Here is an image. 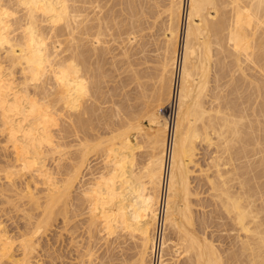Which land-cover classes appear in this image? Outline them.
<instances>
[{"label": "bare ground", "instance_id": "1", "mask_svg": "<svg viewBox=\"0 0 264 264\" xmlns=\"http://www.w3.org/2000/svg\"><path fill=\"white\" fill-rule=\"evenodd\" d=\"M146 1L150 3L147 4ZM151 1L154 0H0V143H4V146L2 145L3 152L0 153V173L4 174L2 178L8 182V185H10L8 187L9 191L13 193L10 187L14 190L17 180L24 177L23 180L25 181V176H27V174L35 177L36 173L37 177H43L44 180L42 177L37 179L39 182L42 179L40 183L33 177V180L39 183V185L32 182L34 187L35 184L36 187H41L43 184L41 186L40 184L44 183L43 186L44 188L46 187L45 190L47 193L42 186V190L45 193L44 195L42 192L43 197L39 195L38 188L35 187L37 189H35V192L37 191V193L33 192V189L30 190L29 182L28 185L23 184V187L24 185L25 187L22 191L25 192L22 193V197L23 199L24 197L25 199L29 197L28 203L31 204L32 202L34 204V206L29 207L35 208V205L40 207V210L39 207L38 209H36V207V210L31 208L34 214L35 212L42 213V207L44 217L42 218L43 214H41L42 220H39L40 223L38 222V224L32 222L30 220L31 209L27 206L28 209H30L28 212L29 216L25 219L23 218V220H26V222L29 220L33 225L35 224L34 226L37 225V229L39 227H44L46 230L45 226L49 225L51 223L50 221L55 218V216L57 218V215L59 219L60 217L62 218L64 223L70 220L67 218V211H69L67 210V205L69 204L68 202L71 201V195H73L71 193L75 182L80 175L82 176L80 172L89 159L88 155L92 152V149H94V151L96 150V153L98 152L97 155L101 154V150L104 151L102 145H105L107 141L108 143L111 141L109 143H112L111 147L105 145V152L107 151L106 153L109 158L106 156L104 158L102 156L106 155V153L102 152L103 154H101V157L105 159L104 161L107 160L104 167L102 166L100 168L101 170L103 168L104 171H101V174L97 176L92 174L93 177H97L96 179H98V182L91 184L86 181L85 175L87 172L88 174L90 173L89 177L92 178L91 172L89 171L90 169L92 171L95 169L90 165L91 168L88 167V165L87 167L85 166L89 169L88 171H86L87 169L85 170L86 174H83L84 177H82L86 182L81 180L91 186H85L86 184L83 185L81 182L82 186H85V188L89 187V189L84 190L85 188H82L83 190H77L75 192L76 194L74 193L72 197V201H74L75 195L78 199L84 194V197L82 195V199L85 200L84 198H86L87 205L88 202L91 204L90 207L89 205L87 206V209L90 208V210L85 211L92 214V219L95 224L101 222V225H103L101 229L106 231L109 236L114 234L113 236L116 237V234L118 235L117 232L122 231V234L126 232L124 233L125 235H130V241L132 238H134V240L138 239L137 242L139 243L137 245L135 244L137 242L133 240L135 247L138 249V252H136L137 254H135L136 258L133 259V264H167L168 260L166 256H172V258L183 257L185 259L184 263L187 261V264H264V183L260 182L264 180V0H171V6L168 9L170 13L169 24H167V30L164 34L166 46L162 61L163 73L160 80V82L162 81L161 86L158 90L155 89L153 92V82V84L150 83V89L146 90V92L148 91L151 94L149 90L152 89V93L157 98L154 97V101L156 100L155 102H157L155 107L152 106L150 108L153 102L152 95H150L151 97L147 95L149 100L152 101L151 103L145 101L149 106V109L147 108L148 110L146 109L145 112L150 115L148 116L150 120L147 119L149 120L148 122L151 123L152 132L147 134L146 132L148 131L144 133L140 130L149 136H147V144L145 145L149 147L148 138H150V144H152L153 147L151 146L149 148H153L156 154L154 151H152L151 154V150L148 148V155L150 154L152 159L149 162V158H151L149 155V163L147 159L145 161L148 165L146 164L147 166H143V163L140 165V158L142 159L141 156L143 154L141 156L137 154L135 151L136 145H132L133 143L128 139V135L130 133L129 131L134 128L135 124L133 125V123L136 122L135 117H137L135 128L139 124V117L140 119H142L141 117L143 115L146 117L145 112L144 114L141 113L144 111V107L140 106L141 109L143 108L142 110L136 107L141 111L140 113L138 112L139 114L136 113V116L132 113V110L136 111L137 109L133 107H131V109L129 108L128 110H130V113H125V115L127 116V114H129V117H127L130 118L131 114H133L131 118L134 117V122L131 123L132 120L129 122L127 121V124H129L125 125L123 123V126L122 122L128 120L126 119L127 117L124 119V111L127 109L124 108L122 110L123 106L121 107L122 104H119L118 99L117 104L121 107L124 116L121 111L120 115L123 116V121H120L121 125L118 124V120L116 121L117 125L120 126V128L117 126L118 129L117 127L116 129L117 131L119 130L118 133L121 129L123 131L120 134L112 133V131L115 130V124H113L114 122L111 120V117H108L107 114H104L105 118H101L100 116L101 114L103 116V113H106V111H108L109 116H112L110 112L113 110L115 116L117 115L118 117V110L120 108H118V105H113L112 100L119 96V91H122L118 89L122 87L120 81L122 82L127 78L128 82L126 83H129L131 79H128L130 77H126L125 75V78L119 80L118 85H115V89L119 90L117 93L116 91H111L110 93L111 89L108 93L106 91L108 96L114 93L113 96L111 95L112 100L110 101L113 107H111L112 105H108V109L102 110L106 108L102 107V105L105 106V100L108 102L111 99V96L106 99L105 96L103 97V93H101L104 91L102 90L103 78L109 74L107 71L105 72L107 74L102 72L104 71L102 68L106 64V61H108V57L115 52L112 48L118 41L120 42L121 40L125 46L128 45L129 47L130 44L132 46L131 41L134 38L132 39L131 35L133 34L132 37L134 36L135 29H139L135 35L140 34L139 32H144L143 30L140 31V26L142 27L143 24L144 29H146L145 25H147V23L144 25L145 21H141L143 19L142 17L146 16L144 19L148 17L144 15L146 13L145 11L149 13L146 8H155L158 6L156 3H159L158 0H155L152 5ZM146 5L152 7H147ZM116 6H121L120 10L114 11V9L116 10ZM152 11L153 9H151L149 13L150 17H152ZM150 20H152V18ZM142 36L139 35L141 40ZM109 38L113 39L110 40ZM128 41L131 43L127 44ZM121 42L117 46L120 48L123 46V51L124 45L121 46ZM109 43L111 45L113 43L112 48ZM214 46L216 48L218 47L217 49L223 56V59L226 57L225 54H227V56L229 55V58L233 57L234 59L232 62L234 73L231 70L234 75L232 84L233 82L236 84L231 86L233 87L232 91H234V86L236 85L238 92L235 93V89V91L232 92L235 94L230 93L229 96L231 94L235 96V107L232 105L234 103L232 100L234 99L229 102L230 104L232 103V107L227 103L226 106H224L226 108L229 106L228 112L234 111L230 116L228 115L230 113L226 112L227 110L222 112L224 108H220L222 104L220 100L224 99V96L222 97L224 92L222 94L219 93L223 90L219 82L221 81L219 79L224 75L221 72L223 71L225 73L226 78L229 71H226L228 68L221 61L223 60L222 58H218L219 60H217V55L220 54H215L217 49ZM139 47L137 48L139 49ZM120 48H116L117 52L120 51ZM128 50H130V48ZM143 52H145V50ZM129 53L128 51V54ZM115 54L118 55L119 59H115ZM122 54L121 56H123V58H120L119 52L118 54L114 53L108 63L110 64L114 61L116 64H122L123 59L127 57V53L123 51ZM214 55H216V60L214 59ZM129 56H131V54H129ZM105 57L107 58L106 61L104 60ZM112 58L113 61L110 62ZM124 61V64L132 62V60L129 61V58ZM114 64L113 66L116 67L117 65ZM123 65L119 67L122 68V71L124 70L122 72L124 75L125 68H130V66L126 64L127 66L123 67ZM224 66L226 67L225 70H223ZM112 68L113 67L110 66L109 69L112 71L116 69ZM117 69L118 71L120 70L118 67ZM117 69L116 72H118ZM213 70H215V73ZM129 72L131 74L133 73L130 69ZM135 72L139 73L138 69ZM135 72L134 74L136 75ZM140 72H142L141 69ZM211 72L214 73L212 76ZM248 72L250 73L248 74ZM134 76L132 77L134 78ZM142 76L144 75L142 74ZM139 79L140 78H138V80ZM141 79H145V76ZM142 80L137 82H140L141 87H144L145 85L143 84L145 83L143 82H145V80ZM135 82L134 84L137 85V82ZM212 82L215 83V88L211 86ZM229 83L231 84L230 81ZM104 84H106V81ZM116 86H118V88ZM123 86L127 87L125 84H123ZM132 86L134 87V85ZM138 86H135L136 88H134V90L140 92L141 90L139 91V89L141 87L137 88ZM151 86L153 87L151 88ZM228 86L230 85L228 84ZM146 87L141 91L143 92L144 90L143 93L145 96L141 92L138 93L139 96L142 94V99L145 97L147 98L145 92ZM122 89H124V87H122ZM126 89L128 90L130 88L127 87ZM135 91L134 95H136H132L133 91L131 95L135 97L134 100L137 99L136 101L140 103L141 100L138 99L141 98ZM216 91H218V93ZM124 92H126V90ZM122 95H124L125 98L127 95L130 96L128 93L127 95L126 93ZM219 95L222 97L221 99ZM136 96L138 98H136ZM226 96L229 97L228 95ZM99 97L103 100L105 98V100L103 101L101 99L100 101ZM131 98L130 96V100L134 103V100ZM128 99L129 98L126 100L131 105ZM126 100L124 101L127 105L126 107H128ZM102 102L103 104H101ZM98 103L101 104L100 107L102 109L97 108ZM144 103L141 105L144 106L146 104ZM218 103L219 109L223 110H219L218 107H215ZM107 104L108 103H106V105ZM157 105H165L162 107L165 108V116L161 117L159 111L155 110V108H158ZM114 106L117 107L118 110L114 108ZM230 107L232 110H230ZM101 111H103V113ZM99 112L100 116L97 114ZM97 116L98 120H100V118L103 119V121L101 120L103 122L102 129L104 126V129L106 128L105 119H110V125L113 124L112 127L114 126V130L111 126L108 128L107 125L104 136L105 133L107 134V132H109L108 129H112V131H110L112 139L116 137L113 134L119 135L118 137L121 139H117V142L121 141L120 144H118L119 147L113 145V143L116 144L115 139L104 138L105 142L104 139H102L103 132L101 133L102 136L99 133L100 136L97 134V132L100 131L97 129L100 128L99 126L101 125H99L101 121L99 123L96 121ZM117 117H115V119H118ZM112 118L114 119L113 116ZM120 118L119 120H121ZM95 122H97L98 128ZM226 126L230 127L228 128V132V129L225 130ZM154 127L155 129L153 131ZM137 129L138 127L135 130L137 131ZM90 130L93 131V138L91 134H89ZM95 133L96 138L93 136ZM213 135L217 136V138H214L217 141L219 139V142L213 141L215 140L212 137ZM97 136L100 139H98ZM106 136H109V134ZM136 137L138 136L136 135ZM223 137L224 140L227 141L226 147H228V143L232 146L226 148L224 146L225 141L221 142V140L223 141ZM226 137H228L231 142H228L229 139ZM2 138H4L3 141ZM208 138L210 142L212 140L215 144L220 143L226 149L223 153L224 148L222 149V146L218 144L221 148L219 151H222V154L214 156L215 153H219L218 146L211 159L210 157L208 159L209 162H212V158L214 157L212 167L215 173L213 176L207 175L209 172L211 173L212 167L210 165L207 169L203 166V169L198 170L201 173H206L207 171L206 174L203 173L207 175L205 176L206 180L201 179L210 184V191H219V194L216 193L218 194L217 200L224 199V204L226 203L227 206L231 208L229 211L230 208L228 207V209L226 204L224 206L223 200H220V204H223L224 207L220 206L221 208L219 210V205L217 206V203L214 204L212 201L214 207H218L213 208L216 209V211L218 209L220 215L224 214H221V210L224 209L223 211L227 213L226 220L228 221L227 218H229L232 222L231 225L233 229L231 228V231L234 235L229 231V233H232L230 237L232 238L233 235V239L231 243L227 241L230 245H227L229 246L228 250H224L226 252L224 256L221 255V252L224 253L223 247L225 246L220 245L221 247L219 246L217 250L218 245H214L216 241L214 243L210 241L212 237H208L204 230L205 233H202V225H204V228L208 227L206 230L209 229L210 224L206 226L205 223H209L211 219L216 220L215 216H217V213L215 214V211L213 210L214 213L212 211V213L215 214L214 218L210 211L209 215L212 216L209 217L212 218L210 219L208 217L209 221H207L206 218L205 220L204 218L203 220L199 218L202 221L195 220V222H199V226L202 224L200 227L201 230L199 228V231L194 225L193 206L191 207L192 199L190 200L193 196L200 197L196 190L199 187V183H197L198 186L196 189L191 187L192 182H194L191 181V176L198 171L195 170V173H193L194 170L191 168L192 166L196 167V169L200 167L198 166L200 163H197V156L202 154L199 152L203 149L200 143L203 142L204 144L202 145H205ZM206 144L208 145L209 142ZM211 144H209L210 147L212 146ZM108 146L110 148H108ZM199 147L201 149H199ZM97 149H100V152ZM205 150L207 149L205 148ZM135 152L137 156L134 154ZM144 154H146V151ZM225 154L228 155L229 158ZM134 155L137 158L139 156V159H134L136 158ZM48 160L52 161L54 164L52 167L50 165L51 168L47 167V169L49 168L50 170L49 173L46 169V166H48L46 162ZM135 161L137 164L134 163ZM100 163L97 165L100 166ZM133 163L136 164L135 167H137L138 163L139 166H141L139 167L141 168V175L139 174L140 178L138 176V173H140L139 169H137L138 173L136 172L137 170L133 171ZM101 165L103 164L101 163ZM142 166L146 168L144 169ZM52 171H54V173ZM85 171L83 170V172ZM98 172L100 173L99 169ZM200 172H198V174ZM203 174L200 175L204 176ZM136 176H138V178H136ZM2 178L0 182H3ZM23 180H21V182ZM29 180L33 181L32 177ZM88 180L90 179L88 178ZM92 180L94 179L90 181ZM205 182L204 185L199 188H204ZM126 183L128 184L129 190L127 187L126 189L123 187ZM250 183L252 184L250 185ZM215 184H217V188L214 187ZM8 188H6L3 193L7 192ZM81 191H84V193H81ZM212 192L210 193L211 195L209 194L211 200L216 197V194L213 196L214 193ZM10 193H8V195H10ZM206 193L204 192V194ZM3 195L1 191L2 198L4 197ZM16 196H20L18 191ZM6 198L7 197L3 198L4 200H2V203H9V200H5ZM23 199H21V201ZM89 199L91 200L89 201ZM15 200H12L13 206H15L17 202L20 204L19 200H17V202H15ZM72 201L69 205V207L71 206V213L69 214L71 216L69 217L71 219H77V216L81 212L78 209V205L80 206L82 203L80 207H83L84 201L82 202L79 200V202H81L77 205L76 203H78V201L75 199L77 202H74L73 207L77 206L79 211L77 212V216L72 214V211H74L72 210ZM196 204L199 205V202ZM25 205H23V207H25ZM9 206L11 205L9 204ZM17 206L18 205H16V207ZM84 206L86 205L84 204ZM2 207H4L3 204ZM20 207L18 213L21 214ZM77 209L75 210L77 211ZM22 210V213H27V211H24L25 209ZM82 213L80 216H82ZM59 214H62V216H59ZM22 215L23 217L26 216H24V214ZM227 215H229V217H227ZM64 216L67 221L64 220ZM224 216H222L223 219ZM35 218L36 217H32V220H37ZM37 218L39 219V217ZM197 218L198 217H196V219ZM59 219L57 218V220ZM20 220H22V218ZM54 220L56 221V219L52 221ZM222 221L221 218L220 222ZM230 221H228L229 224ZM214 222L216 223V221ZM94 223H92V226H95ZM32 224L29 230H33V234H31L34 235L36 228L34 230ZM54 224L57 223L53 222L52 225ZM223 224L224 222L222 225ZM27 225L29 226L30 224ZM27 225L26 228H24L25 230H28ZM68 225L66 224L67 228ZM222 225L217 227V230L218 228L220 229ZM49 226L53 228L51 225ZM97 226L100 228L99 225ZM224 226L222 228H224ZM226 226L227 230L229 226ZM31 228L33 229L31 230ZM101 229L100 231H102ZM226 230L224 231L226 232ZM28 231L27 233L23 231L24 235L25 233L27 235L29 233ZM170 231H173V234ZM4 232L5 229H3L2 235H0V263L3 262L4 257L7 261L6 256L7 253L10 252L7 239L12 235L9 232L10 235L8 234V236L6 234L7 231L5 234ZM47 232L48 231L45 232L46 235ZM169 233H171V237L174 235V238H170ZM229 233L227 234L226 232L225 234L229 237ZM3 234L6 235L5 237L8 236L6 239L7 244L4 242L5 240L2 239L4 237ZM21 234L23 235L22 231ZM21 234L19 233L20 237ZM122 234L119 237L125 236H122ZM210 234H212V232ZM223 234L224 233H222V235ZM28 237L25 239L27 240ZM221 237L222 236H220V238ZM228 237L226 238L229 239ZM14 238L18 239V237ZM209 238L211 239L209 240ZM13 239H11V241H13L12 243L15 242ZM217 239L218 237L216 240ZM8 240H10V238ZM22 240L25 243L24 245H22ZM22 240H20L21 242L16 240V242H19L18 246L22 243L20 246L22 245V249L24 248L23 252L28 257L29 255L27 253H29L33 245L31 242H25L24 237ZM120 241L123 242L122 240ZM131 246L133 247V245ZM10 247H12L11 243ZM221 248L222 250H220ZM15 250L17 249H14V251ZM18 250L21 251L20 247ZM18 250L17 253H19ZM13 255L15 254L11 256ZM32 256L30 253V257ZM30 257L25 258L24 256L25 259H29ZM13 258L14 257L8 258L9 262L12 261ZM225 258H227V260ZM23 260L22 262L25 261ZM178 260L179 259H177V261ZM19 261L20 262L16 260L17 263L21 264V260Z\"/></svg>", "mask_w": 264, "mask_h": 264}, {"label": "rangeland", "instance_id": "2", "mask_svg": "<svg viewBox=\"0 0 264 264\" xmlns=\"http://www.w3.org/2000/svg\"><path fill=\"white\" fill-rule=\"evenodd\" d=\"M150 1V0H149ZM155 2V0L154 1H151V4L153 5V3ZM158 4L156 3V5H158L157 7H155V8H151V9H153V14H152V17H150L149 16V13H150V11H151V9H148V8H146V10H148L149 11V13L147 12V11H145L146 13L144 14V15H147L148 17H147V19H144L146 16H144V17H142L143 19L141 20V21H145L144 22V25L147 23V25L148 24H151V25H145L146 27V29H144V27H143V24H142V27L140 26V31L141 30H143L144 32H139L140 34H138V35H135V34H137V30L139 31V29H135V32H134V36L132 37V35H131V38L133 39L131 42H132V46H131V42H129L128 41V43L127 44H130V46L128 47V45L127 46H125L124 45V43H122L121 42V40H120V42L122 43L121 44V46L122 45H124V48H125V50H124V48H123V51L124 52H126L127 53V57H126V59H128L129 58V61L130 60H132V62L131 63H125L124 64V60H126V59H123V62H122V64L120 63V65H123V67L124 66H127L126 64H128V66H130V68L129 67H126L125 68V73H124V75L122 74V72L124 71H122V68H120L119 66V63H115L114 61H113V58L110 60V62H112L113 61V63H108L109 62V59L111 58V56L113 57V54L114 53H117L118 54V52H119V54H120V56L121 55H123L122 54V47L120 48L119 46H117L118 44H120V42L118 41V43H116L115 45H114V47L112 48V45H113V43H112V45L110 44V46H111V48L112 49H114V53L113 54H111V56L110 57H108V61H106L107 60V55H106V59L104 58V60L106 61V64L108 63L111 67H113L112 69H114V68H116L117 69V67L120 69L119 71H118V69H117V71L118 72H116V69H114L113 71L112 70H110L109 68H110V66L107 64H105L104 62V64L106 65H104L103 66V68H102V70H104V71H102V72H108L109 74H110V71H111V74L109 75V74H107V73H105V74H107V76H104V78H103V80H104V82L106 81V84H104V82H103V89L102 90H104L103 92H101V93H103V97L105 96V98L106 99H108V98H110V96L112 95L113 96V94H109L110 96H108V91L110 90V93H111V91H116V93L119 91V90H117V89H115V85H118V82H119V80H122L123 78H125L124 76L126 75V77H130V78H128V79H131V80H129V83H126V82H128V80H127V78H126V80L124 79L122 82L120 81V83H121V85H122V87H124V89H122V87L120 88H118V86H116L118 89H120V90H122L123 92L126 90V92H124V93H126V95H127V93L128 94H130V96L132 97L131 99H135V97H133L132 95H134V88H136L135 86H138V84H139V86L137 87V88H140L141 87V83L139 82H137V81H139V80H142L141 78L143 77L144 78V76H145V79H143L142 81H144L145 80V82H143V83H145V84H143V85H145L144 87H146V85H147V87H146V89H145V92H146V90L147 89H150V83H152L153 84V82H154V84H153V86H154V90H153V92L155 91V89H157L158 90V88H160V86H161V82H160V80H161V76H162V73H163V70H162V61H163V56H164V54H165V52H164V50H165V46H166V42H164L165 41V36H164V34H165V32H166V28H167V24H169L168 22H169V18H170V16H169V8H170V6H171V0H158ZM111 3H112V1H111ZM146 3L147 4H149L150 2H148V1H146ZM150 4V5H151ZM148 6V5H146L147 7H152V6ZM116 8V10L114 9V11H118V10H120V8H121V6L119 7V6H116L115 7ZM158 8V9H157ZM168 10V11H167ZM148 13V14H147ZM156 14V15H155ZM150 17V18H149ZM156 17V18H155ZM152 18V20H150ZM155 18V19H154ZM141 19V18H140ZM148 20V21H147ZM141 21H140V25H141ZM138 22H139V20H138ZM137 26H138V24H137ZM138 28V27H137ZM143 28V29H142ZM142 34H143V36H142ZM139 35L140 36H142V40H141V37H139ZM135 38H136V40H135ZM110 39V38H109ZM113 39V38H112ZM112 39H110V40H112ZM127 39V38H126ZM135 40V41H134ZM139 40H140V42H139ZM146 42H145V41ZM125 41V40H124ZM144 41V42H143ZM138 42V43H137ZM139 46H141V47H139ZM120 48V51H118L117 52V49L116 48ZM126 47H128V48H126ZM132 47V48H131ZM137 47H139V49L137 48ZM215 47V46H214ZM130 48V50H128ZM143 48V49H142ZM216 48V47H215ZM218 48V47H217ZM216 48V49H217ZM127 49V50H126ZM142 49V50H141ZM214 49V48H213ZM141 50V51H140ZM145 50V52H143ZM215 50V49H214ZM128 51L130 52L129 54H131V56H129V54H128ZM134 51H135V53H134ZM139 51H140V53H139ZM121 52V53H120ZM133 52V53H132ZM141 54H143V55H141ZM215 54H220L219 53V51H218V49H217V52L215 53ZM223 54V53H222ZM225 54V53H224ZM116 55V54H115ZM124 55H126V54H124ZM221 55V54H220ZM217 55V60H219V59H221L223 56L221 55ZM216 55H214V57H215ZM225 59H223V60H221L222 62H223V64L228 68V69H226V71L228 72V74H227V77L225 78V73L222 71L221 73L222 74H224L223 75V77L222 78H224V79H219V80H221V81H219L220 82V86H221V88L223 89L222 90V92H219L220 94H222L223 92V94H222V97L224 96V99L223 100H220V103H222L223 104V106H222V104H221V106H220V108H224V111H222V112H225L226 110V112H228V107L229 106H231V104L229 103L232 99H234V100H232V101H234V103L232 104L234 107H235V96L234 95H232V94H235L236 92H238L237 91V86L235 85L234 87V91H235V89H236V91H235V93H232V92H234V91H232L233 89V85L234 84H236L235 82H233V84H232V81H233V77H234V75H233V73H234V67H233V65H232V62L234 61V59H233V57H230L229 58V55L227 56V54H225ZM135 57V58H134ZM138 57V58H137ZM143 57V58H142ZM118 58V55H116V58L115 59H117ZM120 58H123V56H121ZM132 58V59H131ZM160 58V59H159ZM219 58V59H218ZM119 59V58H118ZM215 60H216V57L214 58ZM122 60V59H121ZM213 60V59H212ZM137 61V62H136ZM115 63V64H114ZM112 64V65H111ZM113 64L114 65H117L116 67H114L113 66ZM132 66V67H131ZM224 66V68H223V70H225V67ZM105 69H107V70H105ZM109 69V70H108ZM124 69V68H123ZM126 69H127V71H126ZM129 69H130V71L131 72H133L132 74H134V72L135 71H137V69H138V72L139 73H137V72H135L136 73V75L134 76V75H132L130 72H129ZM140 69L142 70V72H140ZM134 70V71H133ZM218 70V69H217ZM233 71V73H232V71ZM121 71V72H120ZM116 72V73H115ZM128 73V75H127V73ZM213 72L215 73V70H213ZM213 72H211V76L214 74ZM250 72H248V74H249ZM119 76H118V75ZM122 74V75H121ZM130 74V75H129ZM140 74H141V77H140ZM142 74L144 75V76H142ZM116 75H117V77H116ZM134 76V78L132 77V76ZM231 75H232V78H231ZM121 77V78H120ZM132 77V78H131ZM120 78V79H119ZM138 78H140L139 80H138ZM149 78V79H148ZM136 80V82H137V85L136 84H134V82H135V80ZM147 79V80H146ZM232 79V80H231ZM229 81L231 82V84L229 83ZM135 82V83H136ZM123 84H125L127 87H129L130 89H126L127 87H125V86H123ZM148 84H149V86H148ZM223 84H224V86H223ZM228 84L230 85V86H228ZM132 85H134V87L132 86ZM157 87H156V86ZM214 85H215V83H211V86H213L214 87ZM232 85V86H231ZM120 86V85H119ZM153 86H151V88L153 87ZM219 86V85H218ZM105 87V88H104ZM144 87L142 86L140 89H139V91L141 90L142 91V89H144ZM212 87V88H213ZM133 88V89H132ZM215 88V87H214ZM221 88L219 87V90L221 91ZM225 88V89H224ZM113 89H115V90H113ZM137 90V89H136ZM156 90V91H157ZM240 92H242L240 89H238ZM106 91H107V93H106ZM118 92V94H119V96L118 97H115V95H114V99L113 100H115V101H113L112 100V96H111V99L107 102V100H105V98H104V100H105V106H103L102 105V107H106L105 109H102L100 106H101V104H103V102L101 103V104H99L98 103V107L97 108H101L102 110H106V109H108L109 108V106L108 105H115V106H117L118 105V108H120L119 110H118V108L117 107H115L114 106V108H117V110L119 111V113H118V117H117V115L115 116V113L113 112V110H112V112H110L109 114L110 115H112L113 117H114V119H115V117H117L118 119H113L112 118V116H109L108 115V111H106V113H103V111H101L102 113H103V116H102V114H101V116H100V112L99 113H97V114H99L98 116H100L101 118H103L104 117V114H107V116L108 117H111V120H113V124H115L114 126H115V130H114V126L112 127V125H110V119L109 120H107V119H105V121L104 122H106V128H107V125H108V128L111 126V128L114 130V131H112V129H108V131L109 132H107V134H109V136L110 135H112L111 133H110V131H112V133L114 132V133H118V131H117V129H118V127L120 128V126H118L117 125V120H118V124L119 125H121L120 124V121L122 122L123 120H122V118H123V116L125 115V113H130L129 111L130 110H128L129 108L131 109V107H133V108H140V106L141 107H144V111H139L137 108V110L136 111H133L132 110V113L136 116L137 114L136 113H143L144 114V112H145V110L148 108L149 109V106L147 105V103H151L152 101H150L149 100V97H151L150 95H152V100H153V102L151 103V106H150V108L153 106V107H155V104L157 103V102H155L154 101V97H155V95L152 93V89L151 90H149L150 92H151V94L147 91L146 92V96H147V98L145 97V98H143L142 99V94L145 96V94L143 93L144 92V90H143V92H141L142 94H140L141 96H139V94L138 93H140V92H138V90L137 91H135V92H137V94H138V96L141 98V99H138V100H141L140 101V103H138L139 101H136V100H134V103H132V100H130V96L129 95H127L126 96V98L124 97V95H122V94H124L123 92ZM132 91H133V94L131 95V93H132ZM217 93H218V91H216ZM239 92V93H240ZM148 93V94H147ZM217 93H216V95H217ZM230 93H232L230 96H229V94ZM239 93H237V94H239ZM121 94V95H120ZM236 94V95H237ZM108 97H107V96ZM136 95V94H135ZM134 95V96H135ZM154 95V96H153ZM226 95H228L229 97H227ZM101 96V95H100ZM121 96V97H120ZM120 97V98H119ZM220 95H219V98L221 99L222 98ZM238 97V96H237ZM237 97H236V99H237ZM100 98V97H99ZM123 98H124V100H126L127 98H129L128 100H130V102H131V105L127 102V100H126V103L128 104V107H126L127 105L125 104V101L123 100ZM136 98H138L137 96H136ZM156 98V97H155ZM101 99L102 98H100V101H101ZM119 99V104H122L121 105V107L123 106V108H122V110L124 109V108H126L125 110L126 111H124V115H123V111L121 110V107L119 106V104H117L118 103V100ZM120 99H121V101H120ZM151 99V98H150ZM157 99V98H156ZM103 100V99H102ZM103 100V101H104ZM112 100V104H111V101ZM99 101V102H100ZM123 101V102H122ZM145 101H147V103L145 102ZM225 101V102H224ZM110 102V103H109ZM136 102H137V104H136ZM146 104H145V103ZM219 102V101H218ZM106 103H108L107 105H106ZM114 103H116V104H114ZM142 103H144L145 105L144 106H142L143 104ZM226 103L229 105L227 108L226 107H224V106H226ZM135 106H133V105ZM142 104V105H141ZM154 104V105H153ZM113 105L111 106V107H113ZM125 105V106H124ZM150 105V104H149ZM219 103L218 104H216V106L215 107H218V109H219ZM108 106V107H107ZM130 106V107H129ZM145 106H147V107H145ZM158 106V105H157ZM156 106V107H157ZM165 105H163V106H158V108H155V110H157V111H159V114H160V116L161 117H163V116H165V108H162V107H164ZM207 106H208V104H207ZM232 107V106H231ZM231 107H230V110H232L231 109ZM141 109V108H140ZM143 109V108H142ZM141 109V110H142ZM147 109V110H148ZM160 109V110H159ZM163 109V110H162ZM115 110V109H114ZM219 110H223V109H219ZM110 111V110H109ZM122 111V112H121ZM151 111V110H150ZM164 111V112H163ZM105 112V111H104ZM115 112H116V110H115ZM122 113V115L123 116H121L120 114ZM149 112V111H148ZM232 112L234 113V111L232 110ZM232 112H228V113H230V114H228L229 116L230 115H232L233 113ZM117 113V112H116ZM138 113V114H139ZM96 114V115H97ZM133 114H131V117L133 116ZM145 114H146V117H145V115H143L141 118L143 119L144 117L146 118H144L143 120L142 119H140V117H139V120H138V125H137V127H138V129H137V131L135 130L136 128H135V126H136V122H137V117H135L136 119H135V121L136 122H134V117L133 118H128L129 116V114H127V116L125 115L124 116V119H125V117H127L126 119H128V120H125V122L123 121L122 122V125L124 126V124L126 125L127 124V121L129 122V121H131V123H133V125H134V128L132 129V130H130L129 132V135H128V139L133 143L132 145L133 146H135V151L137 152V154L138 155H142L141 157H142V159L140 158V165L142 164L143 166H145L146 164L148 165V163L151 161V159H152V156L150 155V157L151 158H149V162H148V153H149V150H151V154H152V151H154L155 152V150L152 148H149V147H151L152 146V144H150L151 143V141H150V138H148V143H149V147H147V145H145V144H147L146 142H147V134L148 133H150V132H152L151 131V123H149L148 121L150 120L149 118H148V116H150V115H148L147 114V112H145ZM151 114V113H150ZM174 114H175V108H174ZM225 114V113H224ZM227 114V113H226ZM98 116L96 117V121H98V123L102 120L103 121V119H101L100 118V120H98ZM120 116H121V118H120ZM139 116V115H138ZM141 116V115H140ZM105 118V117H104ZM119 118L121 119V120H119ZM149 120H148V119ZM230 118V117H229ZM232 118V117H231ZM130 119V120H129ZM101 121V123H99V127L100 128H98V124H97V122H95L96 124H97V130H100V131H98L97 132V134L99 133L101 136H102V134H103V138L102 139H104V138H106V139H112V136H106L107 134L105 133V136H104V132H106L105 130H107L106 128L104 129V125H105V123H104V127H103V129L101 128L102 127V122ZM108 121V122H107ZM108 123V124H107ZM124 123V124H123ZM131 123H130V125H131ZM222 123V122H221ZM95 124V125H96ZM129 124V123H128ZM127 124V125H128ZM142 125V126H141ZM118 126V127H117ZM141 128H140V127ZM227 126H229V125H227ZM226 126V129L225 130H227L228 128H230V127H227ZM116 127H117V129H116ZM95 128H96V126H95ZM149 128H150V131H149ZM148 129V130H147ZM154 129H155V127L153 128V131H154ZM93 130V129H92ZM102 130V131H101ZM140 130H142L144 133L146 132V131H148V132H146L147 134H144L142 131H140ZM223 130H224V128H223ZM224 130V131H225ZM231 130V129H230ZM123 130L121 129L120 130V132L118 133V134H120L121 132H122ZM229 131V129L227 130V132ZM90 132H92V133H90ZM96 132V131H95ZM103 132V133H102ZM136 132H137V134H136ZM226 132V133H227ZM102 133V134H101ZM230 133V132H229ZM89 134H91V137H92V134H93V131H89ZM98 134V135H99ZM140 134V135H139ZM143 134H144V136H143ZM99 135V136H100ZM113 135H115V136H113V137H115L114 139H115V143L116 144H114L113 143V145H115V147H119L118 146V144H120V142L121 141H118L117 142V139L119 138L116 134H113ZM136 135L138 136V137H136ZM214 135H216V134H214ZM212 136L213 137V139H215L214 137H216L217 138V136ZM225 135V134H224ZM93 136H95L94 138H96V133L93 135ZM142 136H143V139H142ZM146 136V137H145ZM227 136H228V134H227ZM1 137V136H0ZM3 137V136H2ZM145 137V138H144ZM149 137V136H148ZM229 137V136H228ZM228 137H226V138H228ZM93 138V137H92ZM97 138L98 139H100L98 136H97ZM134 138V139H133ZM222 138V137H221ZM230 138V137H229ZM228 138V139H229ZM114 139H112V140H114ZM143 140V141H141V140ZM231 140H232V138H230ZM230 139L228 140V142H231L230 141ZM4 140V138H2V141ZM118 140H121L120 138L118 139ZM135 140V141H134ZM209 140V141H208ZM208 140H206V142H205V145H202V144H204L203 142L202 143H200L201 144V148H203V149H201L200 147H199V149H201L200 150V152L199 153H202V154H199L198 156H197V163L199 164L198 166H200V167H197V169H196V167H194V166H192V170H194L193 171V173H195V170L196 171H198V170H200V169H203L202 167L204 166V168H206L207 169V167L210 165L211 167H212V162H213V158H212V162H209V157H210V159H211V157H212V155H213V153H214V151L216 152V148L219 146L218 144H220V143H217V144H215V142H212V140H211V142H210V139L208 138ZM104 141H105V139H104ZM141 141V142H140ZM209 142V144H211V143H214V144H211L212 146L210 147L209 146V144L207 145L206 143H208ZM213 141H216V142H219V139H218V141L215 139V140H213ZM225 140H224V137H223V141L221 140V142H224ZM0 142H1V140H0ZM106 142V141H105ZM111 141H109V143H110ZM112 142H114V141H112ZM135 142V143H134ZM137 142H138V145H137ZM140 142V143H139ZM108 143V141L106 142V144L105 145H109L110 147H111V144H109ZM143 143H144V147H143ZM226 143H227V141H225V144H224V146L226 147ZM1 145H0V153L1 152H3L2 151V147L4 146V143L2 142V143H0ZM135 144V145H134ZM142 144V145H141ZM229 144V145H228ZM227 145H228V147H226V148H229V146H232L230 143H228ZM3 145V146H2ZM105 145H102V148H103V150L104 151H102L101 150V154H103L102 152H104V153H106L105 152ZM117 145V146H116ZM108 146V148H110ZM206 146V147H205ZM220 146H222L221 144H220ZM220 146H219V148H218V151H219V149H221L220 148ZM139 147V148H138ZM153 147V146H152ZM208 147H210V148H208ZM225 147H223L222 146V149L224 150L223 151V153L225 152ZM136 148H137V150H136ZM141 148V149H140ZM148 148H149V150H148ZM205 148L207 149V150H205ZM143 149V150H142ZM98 150V149H97ZM100 150V149H99ZM98 150V151H99ZM92 152L88 155V161H87V163L84 165V167L82 168V170H81V174H82V176L80 175L79 177H78V179H77V181H78V183H77V181L75 182V185H74V188H73V190H72V193L71 194H73L74 195V193L77 191V190H83L82 188H85V186H91V185H89V184H86L85 182L87 181V182H89V183H96V182H98L97 180L98 179H96L97 177H95V176H97V175H100L101 174V171L103 172L104 170H103V168H102V170L100 169L102 166L104 167V165H105V162L107 161H104L105 159V156L106 157H108L107 156V153H106V155H102L104 158H102L101 157V154H98L97 155V153H96V150L94 151V149H92L91 150ZM145 151H146V154H144L145 153ZM205 151V152H204ZM208 151V152H207ZM213 151V152H212ZM100 152V151H99ZM136 152L134 153L135 155H136ZM139 153H141V154H139ZM205 153V154H204ZM155 154H156V152H155ZM219 154H222V151L220 152L219 151V153H215L214 154V156L215 155H218L219 156ZM134 155V157H136ZM145 155V156H144ZM226 155V154H225ZM153 156H154V153H153ZM226 156H228V155H226ZM91 157H93V158H91ZM101 159H100V158ZM144 157V158H143ZM147 157V158H146ZM199 157V158H198ZM109 158V157H108ZM108 158H106V159H108ZM224 158V157H223ZM227 158V157H226ZM228 158H229V156H228ZM228 158H227V160H228ZM102 159H103V161H104V163H103V161H102ZM134 159H139V156H138V158L136 157V158H134ZM146 159H147V162L148 163H145V161H146ZM99 160V161H98ZM101 160V161H100ZM143 160V161H142ZM211 161V160H210ZM52 161H47L46 162V164L48 165V166H46V169H47V167H49V168H51L52 166H54V164H53V162L51 163ZM96 162H101L103 165H101V163H100V166H98L99 165V163H96ZM207 162V163H206ZM51 163V164H50ZM95 163V164H94ZM134 163H136V161L134 162ZM133 163V164H134ZM139 163H138V165H137V167H135L136 166V164H134V166L132 165V167H133V171L134 170H137V169H139V172L140 173H138V170L136 171L137 173H138V176H139V174L141 175V168H139V167H141V166H139ZM92 164V165H91ZM98 164V165H97ZM201 164H202V166H201ZM206 164V165H205ZM50 165H51V167H50ZM87 165H88V167H90V166H92V168H94L93 170L94 171H92L91 169H90V171L89 172H91V175L92 174H95V176L93 177V175L91 176L92 178H90L89 177V174H88V172H87V174H86V171H88L89 169H87L86 167H87ZM90 165V166H89ZM94 165H95V167H94ZM96 165H97V167H96ZM146 165V166H147ZM86 166V167H85ZM142 166V167H143ZM131 167V166H130ZM195 169H194V168ZM49 168L47 169V171H48V173H49ZM91 168V167H90ZM144 168V167H143ZM146 168V167H145ZM144 168V169H145ZM209 168V167H208ZM87 169V170H86ZM98 169L100 170V173L98 172ZM83 170L85 171V172H83ZM210 170V169H209ZM209 170H208V172H209ZM96 171H97V173H96ZM53 173H54V171H52ZM94 172V173H93ZM143 172V171H142ZM198 172H200V171H198ZM198 172H196L194 175H192L191 176V181H194V182H192V185H191V187L192 188H195L196 189V187L198 186L197 185V183H199V187L200 186H202V185H204V182L205 181H203V180H206L205 179V176H213V174L215 173V170H213V167L211 168V173L209 174H207V175H204V174H206L207 173V171H206V173H199L198 174ZM213 172V173H212ZM135 173V172H134ZM137 173H136V175H137ZM34 174V173H33ZM83 174H86L85 175V179H86V181H85V179H82V177H84L83 176ZM144 174V173H143ZM143 174H142V176H143ZM203 174L204 176H201V175ZM35 177L33 176V175H28L27 174V176H25V181L23 180L24 179V177L22 178V179H18L17 180V182L18 183H21V184H18L17 182L15 183V185L16 186H14V187H16L14 190H13V188L12 187H10L11 188V191H13V193L11 192L10 193V191H9V186L10 185H8V182L4 179L3 180V178H2V176L4 177V174L2 173H0V181H1V178H2V181L4 182V184H3V182H0V188H1V190H0V235H2V231H3V229H5V232H6V234L8 235L9 234V232L11 233V237H8V239L10 238V240H8L7 239V237H5L6 235H4L5 234V232H4V237L2 238L3 240H5L4 242H6V239H7V242H9V244H7V242H6V244L8 245V247H9V253H7V256H6V258H7V261L5 260V257L2 259L3 260V262H1L0 264H5V262H6V264H11V263H15V264H20V263H17L16 262V260L18 261V262H20L19 260H21V262H22V260L24 261V262H22L21 264H27V263H30V264H133V259H135L136 258V255L135 254H137L136 252H138V249L135 247V245H134V241H136L137 242V240L138 239H135L134 240V238H132V240L130 241L129 240V238L131 239V237H130V235L128 234V235H125L124 233H126V232H124L123 234H122V231H120V230H118V231H120L121 232V234H122V236H124V237H119L121 234H120V232H117L118 233V235L116 234V237H114L113 235H111V236H109L107 233H106V231H104V230H102L101 228H103V225H101V222L100 221H98V222H100L99 224H95L94 222H93V219H92V214L90 213V212H88V211H85V210H90V208H88L87 209V206L89 205V207L91 206V204L88 202V205H87V200H86V198H84L85 200H83L82 199V195H83V197H84V194H82L81 196H80V198H76V195H75V199L78 201V203H76L77 201H75V199H74V201H72V197H73V195H71L72 197H71V201H72V210H74V211H72V214H74V215H76L77 216V212H79L78 211V209L81 211L80 213H79V215L77 216V219L76 218H70L69 216H71V215H69L70 213H71V206L69 207V205L71 204V201L70 202H68L69 204L67 205V210H69V211H67L68 212V219H70L68 222H63L62 221V218L60 217V219H59V217H58V215H57V218L59 219V220H57V218H56V216H55V218H53V219H56V221L54 220V221H50L52 224H53V222H56L57 224H54V225H52L51 223L49 224V225H51L53 228H50V226L49 225H47V226H45L46 227V230H45V228L43 227V228H41V227H39L38 229L36 228L37 227V225L36 226H34L33 224H32V222H35V223H37L38 224V222H39V220H42L41 219V214H43V216H42V218L44 217V212H43V208L41 207V210H42V213L40 212H35V214H34V211H32V209L31 208H33L34 210H36V209H38V207L35 205V208L34 207H29V206H34V204L31 202V204H29L28 202H29V197H26V199H25V197H24V199H23V197H22V193L23 192H25V191H22V190H24L23 188L25 187V185H24V187H23V184H27L28 185V182H29V185H30V190H32L33 192H35V189L36 188H38V193H39V195H42V197H43V194L45 195V193H44V191L47 193V191L45 190V188H44V183H41L40 184V186L42 185L43 186V189H44V191L42 190V186L41 187H36V184L37 185H39V183L41 182V180L43 179V177L42 176H40V178L42 177V179L40 180V182H39V180H37L39 177H37V174L35 173ZM87 175H88V177H87ZM197 175V176H196ZM32 177V180H33V177L34 178H36V181H38L39 183H36L34 180L33 181H31V180H29V179H31V177ZM138 176H136V178H138ZM195 176V177H194ZM201 176V177H200ZM99 177V176H98ZM199 177V178H198ZM39 178V179H40ZM88 178L91 180V179H94V180H92V181H90V180H88ZM139 178H140V176H139ZM194 178V179H193ZM203 180H202V179ZM84 180L85 182H83L82 180ZM196 179V180H195ZM264 179V178H263ZM21 180H23L22 182H21ZM44 180V179H43ZM96 180V181H95ZM137 180V179H136ZM262 180V179H261ZM6 181V182H5ZM27 182V183H26ZM32 182H34V183H36L35 184V187H34V184L32 183ZM81 182L83 183V185H85V186H82L81 185ZM202 182V183H201ZM260 182H263L264 183V180H262V181H260ZM32 183V184H31ZM217 183V182H216ZM253 183V182H252ZM252 183H250V185L252 184ZM2 184V185H1ZM79 186H78V185ZM127 184V183H126ZM126 184H124V188L126 189V187H127V189H128V184L126 185ZM201 184V185H200ZM218 184V183H217ZM217 184H215V186L214 187H216L217 186ZM21 185V186H20ZM210 184H208V183H206L205 182V186H204V188H199L198 187V189H196L197 190V192H198V195H200V197H198V196H191L192 198H190V200L192 199V201H191V207L193 206V207H195V208H193L192 207V211H193V220H194V225H195V228L197 229V230H199V228L201 227V225L199 226V222H197L198 220L199 221H202L203 220V218H204V220H205V218L207 219V221H209V216H212L213 215V217L215 216V214L217 213V216H218V221H219V223H218V221H217V216H215L216 217V220L214 219V220H212L211 218V220L209 221V223L208 222H206V221H204V222H206L205 224H206V226L208 225L209 226V224H210V227H209V229H207L206 230V228H208V227H206V228H204V225H202V233L205 231L206 233H207V235H208V237H212V239L211 238H209V240L210 241H212L213 243L216 241V243H214V245H218V247H217V250L219 249V246L221 245V246H225V247H223V251L224 250H228V248H229V246H227V245H230V244H228L227 243V241L228 242H230L231 243V241H232V239H233V235H234V233L231 231V228H232V222L230 221V219L229 218H227L228 219V221H230V224H229V222L226 220V214L227 213H225V211H223L224 209H222L221 210V214L222 213H224L225 214V216H224V214L223 215H220L219 213V211H218V209H217V211H216V209H214V208H218L217 206L219 205V210H220V206H222V207H224L225 206V204H224V202H225V200L224 199H220L222 202H223V204H224V206H223V204L221 205L220 203V200H217V195L219 194L218 192V190H212V191H210ZM213 186V185H212ZM211 186V187H212ZM8 188V191L7 192H5V193H3V191H5L6 190V188ZM32 187V188H31ZM78 187H79V189H78ZM89 187L87 188H85L84 190H88L89 189ZM4 190H3V189ZM20 190H19V189ZM40 188V189H39ZM75 188H77V189H75ZM217 188V187H216ZM194 189V190H195ZM200 189H201V192H200ZM25 190H26V188H25ZM37 190V189H36ZM129 190V189H128ZM128 190H126V191H128ZM1 191H2V194H4L3 196L4 197H7L5 200L7 201V200H9V203H7V202H5V203H2L3 201L2 200H4L3 198H2V196H1ZM15 191H16V193H17V191H18V193H20V196L19 197H17L16 196V193H15ZM22 191V192H21ZM121 191V190H120ZM209 191H210V193L212 192V193H214L213 194V196L216 194V193H218V194H216V197H214L213 198V196H212V198L213 199H215V200H211L210 199V197H209ZM217 191V192H216ZM42 192H43V194H42ZM80 192V191H79ZM79 192H78V194H79ZM84 193V191H81V193ZM204 192L206 193V194H204ZM7 193V194H6ZM8 193H10V195H8ZM35 193H37V191L35 192ZM199 193H201L202 194V196H201V194H199ZM11 194H12V198H11ZM76 194V193H75ZM80 195V194H79ZM208 195V196H207ZM211 195V194H210ZM36 196H37V194H36ZM78 196V195H77ZM20 197H21V199H23L22 201H21V199H20ZM41 197V196H40ZM86 197V196H85ZM197 198V199H196ZM14 201L15 199V202H17V200H19L20 202V204H18V202H17V204L16 205H18L17 207H16V205L15 206H13L14 204H13V201ZM130 199H132V198H130ZM219 199V198H218ZM11 200V201H10ZM26 202H25V201ZM79 200H83L82 202H83V207H80L81 205H82V203L80 204V202H79ZM91 199H89V201H90ZM193 200H194V205H193ZM31 201V200H30ZM86 201V202H85ZM202 201V202H201ZM205 201V202H204ZM211 201V202H210ZM212 201L214 202V204L215 203H217L216 205L217 206H215L214 207V205L212 204ZM217 201V202H216ZM11 202V203H10ZM74 202L78 205V204H80V206L78 205V209H77V206L75 207H73V205H74ZM199 202V205L198 204H196V203H198ZM219 202V203H218ZM227 202V201H226ZM3 204V206L4 207H2V204ZM92 203V202H91ZM200 203H201V205H200ZM202 203H203V206H202ZM207 203V204H206ZM211 203V204H210ZM228 203V202H227ZM9 204L11 205V206H9ZM26 204V205H25ZM33 204V205H32ZM84 204L86 205V206H84ZM197 206H196V205ZM210 204V205H209ZM23 205H25V207H29L30 209H31V211H30V209H28V207L27 208H25V207H23ZM213 205V206H212ZM20 206H22V207H20ZM205 206V207H204ZM209 206V207H208ZM226 206H227V204H226ZM19 207H20V212H21V214L20 213H18L19 212ZM197 207H199V208H197ZM201 207V208H200ZM214 207V208H213ZM229 206H227V208H228ZM16 208V209H15ZM74 208V209H73ZM85 208V209H84ZM197 208V209H196ZM230 208V207H229ZM228 208V209H229ZM15 209V210H14ZM22 209H25L24 211L26 212L27 211V209H28V211H27V213H22ZM75 209H77V211L75 210ZM82 209V210H81ZM91 209H92V207H91ZM196 209V210H195ZM199 209V210H198ZM201 209V210H200ZM205 209H206V211H205ZM212 209V210H211ZM5 212H4V211ZM10 210V211H9ZM39 210H40V207H39ZM39 210H37V211H39ZM215 211V214H213L214 213V211ZM226 210V209H225ZM231 210V208L229 209V211ZM2 211V212H1ZM16 211V212H15ZM30 211V216H31V218H30V220L32 221V222H29V220H28V222H26V220L24 221L23 220V218L25 219L27 216H29V212ZM76 211V212H75ZM196 211V212H195ZM210 211H211V214L212 215H209V213H210ZM212 211H213V213H212ZM227 211V210H226ZM228 211V212H229ZM33 213V215H32V213ZM83 212V213H82ZM2 213H3V216H2ZM11 213H13V214H11ZM82 213V216H80V214ZM208 213V214H207ZM17 214V215H16ZM22 214H24V216L25 217H23V215ZM28 214V215H27ZM37 214V215H36ZM84 214V215H83ZM198 216H197V215ZM203 216H202V215ZM22 215V216H21ZM38 215H40V216H38ZM62 216V214H59V216ZM65 215V214H64ZM66 215H67V213H66ZM73 215V216H74ZM7 216V217H6ZM16 216V217H15ZM72 216V217H73ZM76 216H74V217H76ZM80 216V217H79ZM222 216H224V219H223V217ZM9 217V218H8ZM32 217L34 218V217H36L35 219H37V220H32ZM37 217H39V219L37 218ZM196 217H198L197 219H196ZM209 217V218H208ZM227 217H229V215H227ZM22 218V220L24 221V222H26V223H24L22 220H20ZM199 218H201L202 220H200ZM222 218V222H220V219ZM8 219V220H7ZM28 219H29V217H28ZM64 220L65 221H67V219H65V216H64ZM74 220H75V222H74ZM195 220H197L196 222H195ZM22 221V222H21ZM211 221H212V223H211ZM214 221H216V223L217 224H219L220 225V223H221V225H222V223L224 222V224L222 225V227L226 224V225H228L229 227H228V229L226 230V225L224 226V228H218V230H217V227H220L219 225H217ZM70 222H71V224H70ZM94 223L95 224V226L93 225L92 226V223ZM40 223V222H39ZM62 223H64V224H62ZM201 223H203V222H201ZM208 223V224H207ZM27 224H30L29 226L27 225V227H28V230H29V227L31 226V224H32V226H34V230H35V228H36V230L34 231V235H32L33 233V228H31V230L32 231H28V230H25L24 228H26V225ZM60 224V225H59ZM66 224L68 225V228H67V226H66ZM196 224H197V226H196ZM212 224V225H211ZM15 225V226H14ZM97 225H99V227L100 228H98V226ZM231 225V226H230ZM3 226V227H2ZM12 226V227H11ZM39 226V225H38ZM49 226V227H48ZM97 226V227H96ZM212 226V227H211ZM58 227V228H57ZM66 227V228H65ZM48 228V229H47ZM64 228V229H63ZM213 228V229H212ZM22 229V230H21ZM43 229H44V231L46 232V231H48L47 232V235L45 234V232L43 231ZM52 230V232H51V230ZM74 229H76V230H74ZM100 229L102 230V231H100ZM223 229V230H222ZM233 229V228H232ZM58 230V231H57ZM66 230V231H65ZM68 230V231H67ZM200 230H201V228H200ZM199 230V231H200ZM204 230V231H203ZM216 230V231H215ZM221 230H222V233H224L223 235H222V233H221ZM224 230H226V232H227V234L229 233V231H231L232 233H233V235H232V238L230 237V234H232L231 232L229 233V237L227 236V234H225L226 232L224 231ZM21 231H22V233H23V235L21 234ZM23 231H26V233H27V231L30 233H28L29 234V237H28V234L26 235V233H25V235H24V232ZM37 231V232H36ZM212 232V234H210L211 232ZM40 232V233H39ZM170 232H172V234H173V231H170ZM204 232V233H205ZM15 233V234H14ZM19 233L21 234V237L23 238L24 237V241L25 242H31L32 243V245H33V247H31V249L29 250V253H27L29 256L28 257H30V253H31V256H32V254H33V256L32 257H30L29 259H25V258H28L27 257V255H25L24 254V252H23V250H24V248L22 249V245H24L25 243L23 242V240H22V238L20 237V235H19ZM32 233V234H31ZM42 233H43V236H42ZM52 233V234H51ZM215 233H216V235H215ZM45 234V235H44ZM54 234V235H53ZM72 234V235H71ZM74 234V235H73ZM120 234V235H119ZM170 234V235H169ZM168 235H169V237L170 238H174V235H172V237H171V233H169ZM218 234V235H217ZM219 234H220V236H222L221 238H220V236H219ZM36 235H37V237H36ZM209 235H211V236H209ZM228 237L229 239H227L226 237ZM33 236V237H32ZM127 236H128V240H127ZM213 236H215V237H213ZM14 237H18V239L17 238H14ZM20 237V238H19ZM26 237H28L27 238V240L25 239ZM32 237V239L30 240V238ZM49 237V238H48ZM126 237V238H125ZM218 237V239L216 240V238ZM14 238V239H13ZM122 238V239H121ZM125 238V239H124ZM175 238H176V236H175ZM224 240H223V239ZM226 238V239H225ZM231 238V239H230ZM11 239H13L15 242H16V240H19V242H21L20 240H22V242H23V244L22 243H20V244H22L21 246H20V244H19V246H18V243L19 242H16V245H15V242L14 243H12L13 241H11ZM116 241H115V240ZM118 240V241H117ZM120 240H122L123 242H121ZM124 240H125V242H124ZM134 240V241H133ZM214 240V241H213ZM224 242H222V241ZM35 243H34V242ZM45 242V243H44ZM117 242V243H116ZM129 242V243H128ZM220 242H221V244H220ZM10 243H11V246L12 247H10ZM124 243V244H123ZM139 242H137V243H135L136 245L138 244ZM226 243V244H225ZM122 244V245H121ZM223 244V245H222ZM45 245H46V247H45ZM121 245V246H120ZM131 245H133V247L131 246ZM15 246V247H14ZM17 246V247H16ZM129 246H130V248H129ZM220 246V247H221ZM19 247H20V250L22 251V253H21V251H19L18 249H19ZM24 247V246H23ZM37 248V249H35V248ZM11 248V249H10ZM35 250H34V249ZM132 248V249H131ZM134 248V249H133ZM135 248H136V250H135ZM227 248V249H226ZM14 249H17L18 250V252L19 253H17V250H15L14 251ZM46 251H45V250ZM78 250V251H77ZM220 250H222V248L220 249ZM14 251V252H13ZM32 251H33V253H32ZM36 251V252H35ZM12 254H15V255H13V256H11ZM38 254V255H37ZM224 254H226V252L224 251V253H222L221 252V255L222 256H224ZM10 255V256H9ZM22 255H24L25 256V258H24V256H22ZM37 255V256H36ZM19 256H20V258H19ZM56 256V257H55ZM10 257H14L13 259H12V261H10L9 262V259H10ZM17 257H18V259H17ZM51 257H52V259H51ZM9 258V259H8ZM15 258H16V260H15ZM23 258V259H22ZM49 258V259H48ZM171 258V259H170ZM181 258V259H180ZM166 259L168 260V262H167V264H174V263H176V264H183L184 263V261H185V259L183 258V257H174V258H172V256H166ZM174 259V260H173ZM177 259H179L178 261H177ZM226 260H227V258H225ZM15 260V261H14ZM28 260H32V261H28ZM52 260V261H51ZM104 260V261H103ZM176 260V261H175ZM182 260H183V263H182ZM14 261V262H13ZM27 261V262H26ZM135 261V260H134ZM187 262V261H186ZM184 263V264H187V263ZM135 264V263H134Z\"/></svg>", "mask_w": 264, "mask_h": 264}]
</instances>
